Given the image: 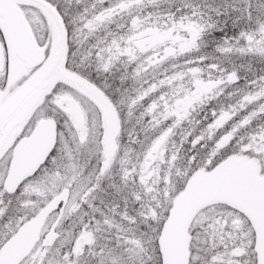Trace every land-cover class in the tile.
Masks as SVG:
<instances>
[{
	"label": "snow or ice",
	"instance_id": "obj_1",
	"mask_svg": "<svg viewBox=\"0 0 264 264\" xmlns=\"http://www.w3.org/2000/svg\"><path fill=\"white\" fill-rule=\"evenodd\" d=\"M0 264H264V0H0Z\"/></svg>",
	"mask_w": 264,
	"mask_h": 264
}]
</instances>
